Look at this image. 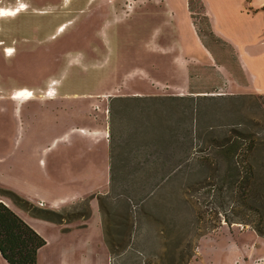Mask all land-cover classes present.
<instances>
[{"label":"rangeland","instance_id":"1","mask_svg":"<svg viewBox=\"0 0 264 264\" xmlns=\"http://www.w3.org/2000/svg\"><path fill=\"white\" fill-rule=\"evenodd\" d=\"M210 3L230 40L205 0H0L14 13L0 19V41L17 50L0 46V202L47 241L38 264H80L89 247L91 264H264V236L232 197L244 189L230 159L244 154L212 148L264 146V94L250 87L236 46H249L250 23L241 0ZM22 88L36 99H11ZM76 134L103 152L109 183L100 177L102 190L60 202L76 189L63 173L80 154ZM251 161L263 183V150ZM13 194L66 220L35 218Z\"/></svg>","mask_w":264,"mask_h":264},{"label":"trees","instance_id":"2","mask_svg":"<svg viewBox=\"0 0 264 264\" xmlns=\"http://www.w3.org/2000/svg\"><path fill=\"white\" fill-rule=\"evenodd\" d=\"M189 99L195 100V98ZM240 141L229 145L214 141L212 148L216 152H227L231 157L239 149L243 152L244 159L241 161L234 160V157L230 159L231 166L234 165L232 167L243 174V177L240 180L237 179L234 183H239L241 189H244V191L241 190L240 194H234L232 197L252 212L248 218L252 223L247 224H250L259 235L264 236V182L259 183V178L255 172L256 166L251 161V157L257 150H263L264 152V146L256 144L255 141L248 144H242ZM202 161L207 164L213 163L211 155L203 158ZM181 166L182 164L176 165L171 172L174 173L180 170ZM13 197L20 208L31 213L35 218L57 224H63L66 220L59 212L42 210L16 194H13ZM237 209V206L234 207L232 212H236ZM254 216H257V221L251 220ZM225 220L229 225L232 223L229 217H226ZM46 246L47 241L31 225L5 203L0 202V254L8 264H38L39 252Z\"/></svg>","mask_w":264,"mask_h":264},{"label":"crops","instance_id":"3","mask_svg":"<svg viewBox=\"0 0 264 264\" xmlns=\"http://www.w3.org/2000/svg\"><path fill=\"white\" fill-rule=\"evenodd\" d=\"M205 2L207 5L209 15L213 19L215 30L218 33H221L222 35H224L225 38H227L226 34L222 33L216 27L217 23H216L214 14L212 13V10H211L210 0H205ZM250 7L252 9L251 14L243 13L242 12L243 0H241L240 7L238 10L240 19L242 21H248L250 23V30L248 31L249 38H250V44L249 46L245 44H241V43H239L238 45L236 44L234 45L238 47L237 49L239 51V61H240L242 68L251 77L250 87H252L254 91L264 94V0H251ZM24 103H29V101L24 102ZM75 137L78 140H76L73 143L74 146H71V147H73L74 149L77 146L80 149V152H79L80 154L73 161L74 163L73 169L71 170L68 167L67 172H63V173L65 174L67 173L66 174L67 176H64V178H69V181H73L74 183L73 185H75L74 188L76 189L74 192L65 194L64 197L62 196L59 199L60 202L61 201H64V202L72 201L75 197L77 198V200H80V199H83L85 195H90V194L92 195L94 193H97L98 190H102L101 186H98L95 183L97 182L96 180L99 179L100 177L106 178L107 184L109 183L108 178L110 175V170H109L110 168L108 167L107 158L106 160H104V162L106 163L105 167H103V165L102 166L98 165V162L104 159L103 152L101 155L99 154L98 150L100 148L98 149V146L94 142H92L90 138H87L86 136H82V134H76ZM85 188H87V190L84 191V193L79 192L81 189H85ZM107 188H108V185H107ZM77 196H80V197H77ZM91 207H92L91 217L93 220L95 219L94 217H96V222L98 221V225L96 226V229H95V231L99 234L98 241L103 245L104 249L108 252L109 250L107 246L105 245L104 227H103L102 222L100 221L101 214H100L99 201L93 200L91 202ZM16 213L20 217H22L18 212ZM23 219H25V221L29 225H31L38 233H40L37 227L33 225L32 221H29L26 218H23ZM84 223H86V226L90 225L89 222H84ZM98 245L99 244L97 243V246ZM89 248H88V251H86L84 255V259L80 264H91L90 260H91L92 251ZM108 253L109 254L107 256V260L111 256L110 251ZM38 263H39V255H38Z\"/></svg>","mask_w":264,"mask_h":264},{"label":"bare ground","instance_id":"4","mask_svg":"<svg viewBox=\"0 0 264 264\" xmlns=\"http://www.w3.org/2000/svg\"><path fill=\"white\" fill-rule=\"evenodd\" d=\"M70 1V0H67ZM12 8L10 7H2L1 11H0V19L5 20V19H11L14 18V13L11 11ZM67 27L66 24L62 25L60 27V31L64 30ZM1 31V30H0ZM0 46L4 47L5 46V42L0 41ZM3 51L8 54V56L10 57H15L16 56V52L17 50L13 47H4ZM53 85H56V82L53 81ZM57 94V91L55 88H51L50 89V93H47V97H49L50 99H55V95ZM11 99L13 100H22L24 102L27 101H34L36 99V95L35 92L31 89L28 88H22V89H18L11 97Z\"/></svg>","mask_w":264,"mask_h":264}]
</instances>
